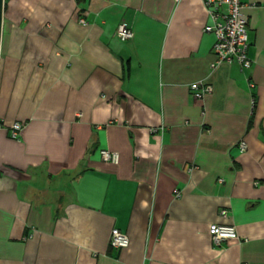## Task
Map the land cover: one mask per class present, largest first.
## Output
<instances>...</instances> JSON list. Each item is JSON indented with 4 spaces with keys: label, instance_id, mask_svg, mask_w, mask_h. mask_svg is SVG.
Segmentation results:
<instances>
[{
    "label": "crops",
    "instance_id": "0c3cea01",
    "mask_svg": "<svg viewBox=\"0 0 264 264\" xmlns=\"http://www.w3.org/2000/svg\"><path fill=\"white\" fill-rule=\"evenodd\" d=\"M4 1L0 264H264V0L249 69L215 64L203 0Z\"/></svg>",
    "mask_w": 264,
    "mask_h": 264
},
{
    "label": "built area",
    "instance_id": "2783aa9c",
    "mask_svg": "<svg viewBox=\"0 0 264 264\" xmlns=\"http://www.w3.org/2000/svg\"><path fill=\"white\" fill-rule=\"evenodd\" d=\"M210 23L204 27L205 32H211L215 36L213 52L216 55V63L237 62L242 68L249 69L252 61L247 55L248 33L247 18L243 12L244 4L241 0H203ZM83 22V19H80ZM116 37L125 41L132 37L131 29L125 23H119L115 29ZM190 90L194 97L200 98L212 91L209 83L200 81L190 84ZM23 123L12 122L9 125L10 136L13 139L19 137ZM240 150L246 149L244 141L239 142ZM100 155L104 160L113 163L118 162L119 155L115 151L101 149ZM176 195H179L176 192ZM225 214L226 210H220ZM208 234L215 244L224 240L238 239V235L232 225L212 223L208 227ZM129 244L128 236L117 228H112L109 236V245L112 248H125Z\"/></svg>",
    "mask_w": 264,
    "mask_h": 264
},
{
    "label": "water",
    "instance_id": "95a60500",
    "mask_svg": "<svg viewBox=\"0 0 264 264\" xmlns=\"http://www.w3.org/2000/svg\"><path fill=\"white\" fill-rule=\"evenodd\" d=\"M4 8H5V1L0 0V44H1V36H2Z\"/></svg>",
    "mask_w": 264,
    "mask_h": 264
},
{
    "label": "rangeland",
    "instance_id": "374dc122",
    "mask_svg": "<svg viewBox=\"0 0 264 264\" xmlns=\"http://www.w3.org/2000/svg\"><path fill=\"white\" fill-rule=\"evenodd\" d=\"M4 17V16H3Z\"/></svg>",
    "mask_w": 264,
    "mask_h": 264
}]
</instances>
